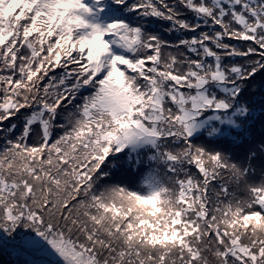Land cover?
Returning <instances> with one entry per match:
<instances>
[{
	"label": "snow or ice",
	"instance_id": "6c2138e0",
	"mask_svg": "<svg viewBox=\"0 0 264 264\" xmlns=\"http://www.w3.org/2000/svg\"><path fill=\"white\" fill-rule=\"evenodd\" d=\"M4 264H264V0H0Z\"/></svg>",
	"mask_w": 264,
	"mask_h": 264
},
{
	"label": "rangeland",
	"instance_id": "374dc122",
	"mask_svg": "<svg viewBox=\"0 0 264 264\" xmlns=\"http://www.w3.org/2000/svg\"><path fill=\"white\" fill-rule=\"evenodd\" d=\"M0 261H1L2 263H4L5 258H4L3 256H0Z\"/></svg>",
	"mask_w": 264,
	"mask_h": 264
},
{
	"label": "trees",
	"instance_id": "16d2710c",
	"mask_svg": "<svg viewBox=\"0 0 264 264\" xmlns=\"http://www.w3.org/2000/svg\"><path fill=\"white\" fill-rule=\"evenodd\" d=\"M0 264H4V263H2V262L0 261Z\"/></svg>",
	"mask_w": 264,
	"mask_h": 264
}]
</instances>
